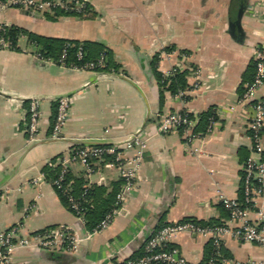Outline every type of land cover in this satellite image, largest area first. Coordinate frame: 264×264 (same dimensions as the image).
Masks as SVG:
<instances>
[{"label": "crops", "instance_id": "obj_1", "mask_svg": "<svg viewBox=\"0 0 264 264\" xmlns=\"http://www.w3.org/2000/svg\"><path fill=\"white\" fill-rule=\"evenodd\" d=\"M53 11L0 8V23L95 42L110 51L119 71L42 62L28 53L33 45L27 33L17 36L15 46L0 49V231L18 225L21 235H30L69 224L79 238L73 253L16 246L12 264H119L141 255L148 236L163 224L192 219L236 228L241 222L220 196L240 198L243 165L253 153L247 129L252 107L239 99L264 46V0H90L86 14H45ZM183 71L186 87L161 90L158 72L163 82ZM61 95H69L72 106L63 134L51 138ZM32 97L41 100V127L33 142L25 126ZM175 111L190 113L196 123L210 111L216 123L190 145L180 131H157L159 114ZM133 132L148 137L139 176L112 223L88 235L44 166L75 142H122ZM104 171L110 188L120 177ZM81 173L80 167L74 171ZM259 209L264 210V194L250 210L251 219ZM172 243L191 264H203L212 236L182 231ZM221 252L234 263L264 264V246L232 231L224 234Z\"/></svg>", "mask_w": 264, "mask_h": 264}, {"label": "built area", "instance_id": "obj_2", "mask_svg": "<svg viewBox=\"0 0 264 264\" xmlns=\"http://www.w3.org/2000/svg\"><path fill=\"white\" fill-rule=\"evenodd\" d=\"M89 3L90 0H0V8L24 7L33 10L53 11L54 7H59L77 14H86L89 10ZM8 26L7 23H0V49L13 47L11 40L6 36ZM32 45L33 48L28 53L42 62L89 70H98L107 64L105 51L96 59L88 60L83 65L78 66L66 62L65 49L58 58H54L43 55L34 42ZM83 55L84 51L80 48L78 57L81 58ZM256 61L257 70L254 79L245 85V90L239 99L242 104L252 107L247 129L250 132L253 153L243 165L244 201L238 197L220 196L230 216L239 219L241 223L234 229L225 224L202 225L192 219L163 224L148 236L142 255L121 259L119 264H191L182 254L180 248L172 243L174 236L182 231H193L212 236V252L203 264H247L244 262L234 263L221 252L222 238L224 234L230 231L241 240L257 242L264 246V210H257L256 217L250 218V210L254 209L258 198L264 194V95L259 96V91L264 87V46L258 48ZM195 79L194 87H198V70L195 71ZM56 101V114L50 130L51 138H59L63 134L72 106V99L69 95H61ZM26 102L28 105L25 117L26 132L29 141L33 142L38 139L41 127V100L32 97ZM215 123L216 119L213 115L210 117L207 131L197 133L194 131L196 119L187 112L175 111L159 114L157 131L160 133L180 131L185 142L192 145L211 132ZM147 146L148 137L140 132H133L122 142H104L81 146L72 144L55 160L47 162L51 168L59 167L60 172L53 179L52 184L56 189H60L68 199L81 224L85 223V208L91 203L92 183L105 184L107 173L104 170L107 169L125 179L117 194L116 206L99 222L93 231H87L88 235L107 228L120 212L125 196L139 176L143 153ZM106 156L110 157L106 158ZM77 167L81 168L82 175L86 179L79 195H75L72 191V180L65 183L67 175L74 173ZM92 175H97V179L93 182L90 179ZM4 196H6V191L3 193ZM78 243L79 238L69 224L47 227L30 235H21L20 227L15 225L10 229L0 231V264H12V256L16 246H37L44 250L73 253ZM249 264L257 263L252 260Z\"/></svg>", "mask_w": 264, "mask_h": 264}, {"label": "trees", "instance_id": "obj_3", "mask_svg": "<svg viewBox=\"0 0 264 264\" xmlns=\"http://www.w3.org/2000/svg\"><path fill=\"white\" fill-rule=\"evenodd\" d=\"M71 13H75V12L66 11V10H63L59 7H54L53 13H45V14L48 17L55 18L58 15L71 14ZM21 33H27L30 36V38L32 39V42H34L36 44V46L41 50V52L45 56H51L54 58H58L65 49L66 50L65 60L68 64L72 63L73 65L81 66L88 60L96 59L97 57L100 56V54L102 52L105 51L106 56H107V64H106V66H104L98 70H107V71H114V72L119 71V65L113 60V58L110 54V51L106 47L99 45V44H96L95 42L78 41V40H73V39H61V38H56V37L37 35V34L29 33L26 30H24L18 26H14V25L8 26L6 28V36L11 40L13 46H15V44H16L17 36ZM80 48L84 51V55L81 58L78 57V51ZM256 63H257L256 60L252 61L251 70L253 71V76L249 81L253 80L254 76L256 74V70H257ZM161 78H162V76L158 72L157 73V79L160 83L161 90L162 89H168L172 93L177 92L178 90L186 87V85H187V80H186L184 71L183 72H177L176 74H173V75H170V76L164 78L163 82L161 81ZM244 90H245V87L244 88L242 87L241 88V94L243 93ZM189 115L191 116L190 113H189ZM209 116H210V111H206V112H203L200 114L199 121L194 126L195 132L205 133V131L207 130L209 121H210ZM54 118H55V116H54ZM54 118H53L52 124L54 122ZM73 145H80L81 146L84 144L73 143ZM62 153L63 152H61L59 155L53 157L51 160H55ZM109 157L110 156H106V158H109ZM59 170H60L59 167L51 168L50 166H48V164L46 166H44L45 176L51 183H53V179H55L57 177L58 173L60 172ZM69 180L73 181L71 184V188H72L73 193L75 195H79L83 189V185L85 184L86 179L84 178L82 173L79 175H75L74 173H69L67 175L65 183ZM124 182H125V179L120 177L119 179L111 182L110 188H108V186H106L105 184H100V183H98V184L96 183V184L92 185V190L90 192L91 203L89 205H87L85 208V223L82 224L83 227L87 231H93L94 228H96V226L99 224V222L107 214H109L112 211V209L116 206L117 194L121 190V187L124 184ZM241 189H242V194H241L239 199L241 201H244L243 186L241 187ZM56 190H57L59 196L61 197V199L73 211V209L70 206L68 199L60 191V189H56ZM195 222H198L202 225L209 224V223L200 222V221H195ZM214 224H212V225H214ZM217 224H221V223H217ZM50 227H52V226H50ZM211 252H212V246H211L210 251L208 252V256Z\"/></svg>", "mask_w": 264, "mask_h": 264}, {"label": "water", "instance_id": "obj_4", "mask_svg": "<svg viewBox=\"0 0 264 264\" xmlns=\"http://www.w3.org/2000/svg\"><path fill=\"white\" fill-rule=\"evenodd\" d=\"M243 10H244V6L242 5V6L240 7V10H239V15H242Z\"/></svg>", "mask_w": 264, "mask_h": 264}]
</instances>
